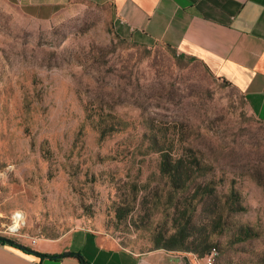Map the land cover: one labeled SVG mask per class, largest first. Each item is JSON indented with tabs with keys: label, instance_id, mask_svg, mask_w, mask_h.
I'll return each instance as SVG.
<instances>
[{
	"label": "rangeland",
	"instance_id": "1",
	"mask_svg": "<svg viewBox=\"0 0 264 264\" xmlns=\"http://www.w3.org/2000/svg\"><path fill=\"white\" fill-rule=\"evenodd\" d=\"M160 150L197 161L185 190ZM185 225L213 264H264V124L238 89L205 57L121 37L106 0H0V237L90 229L143 253Z\"/></svg>",
	"mask_w": 264,
	"mask_h": 264
},
{
	"label": "crops",
	"instance_id": "2",
	"mask_svg": "<svg viewBox=\"0 0 264 264\" xmlns=\"http://www.w3.org/2000/svg\"><path fill=\"white\" fill-rule=\"evenodd\" d=\"M49 13L66 0H17ZM115 31L140 45H163L209 60L219 77L238 89L250 112L264 124V0H106ZM9 239V238H7ZM16 244L0 243V264H202L190 253L161 248L143 253L115 247L90 229Z\"/></svg>",
	"mask_w": 264,
	"mask_h": 264
},
{
	"label": "trees",
	"instance_id": "3",
	"mask_svg": "<svg viewBox=\"0 0 264 264\" xmlns=\"http://www.w3.org/2000/svg\"><path fill=\"white\" fill-rule=\"evenodd\" d=\"M104 135L105 134H102V136ZM159 152L160 174L169 179L172 191L175 192L177 190H185L191 180L193 173L195 172V168L198 167L197 161L195 159H193L192 161H186L183 157L174 156L170 152H163L161 150ZM186 210L187 209H184L183 214H186ZM190 214H192V211ZM190 214L187 216L188 222H190ZM125 215V209H123V213H119V211H117L116 213V217L118 219H121ZM190 236L191 235L188 231V226L185 225L182 226L176 233L170 235L166 239L164 237H161V240L156 242L155 247L156 249L161 248L168 251H186L188 253H195L200 258H203L206 254H208L211 250L214 249L218 255V251L215 247L211 248V245L209 243H207L206 241L197 240L196 238L194 240H190ZM0 243H5L11 246H17L27 252L30 251L28 248L22 247L13 241H7L6 239L0 240ZM50 257L54 259L70 257L77 259L81 264H86L83 261L82 256L79 253L74 252H68L62 255Z\"/></svg>",
	"mask_w": 264,
	"mask_h": 264
},
{
	"label": "built area",
	"instance_id": "4",
	"mask_svg": "<svg viewBox=\"0 0 264 264\" xmlns=\"http://www.w3.org/2000/svg\"><path fill=\"white\" fill-rule=\"evenodd\" d=\"M19 216H22V215L21 214H15L14 215V217L12 219V224H16V225H14V227H15L14 229H13V227H10V229H9L10 231H12V232L18 231V228H16V227H18V225H19V223L23 217L22 216L21 219H19ZM216 255H217V253L213 249L208 254H206L201 260H202L203 264H212V258H215Z\"/></svg>",
	"mask_w": 264,
	"mask_h": 264
},
{
	"label": "bare ground",
	"instance_id": "5",
	"mask_svg": "<svg viewBox=\"0 0 264 264\" xmlns=\"http://www.w3.org/2000/svg\"><path fill=\"white\" fill-rule=\"evenodd\" d=\"M21 217H22V216H19V219H21ZM14 228H15V227L13 226V229H14ZM214 259H215V258H212V264H213Z\"/></svg>",
	"mask_w": 264,
	"mask_h": 264
},
{
	"label": "water",
	"instance_id": "6",
	"mask_svg": "<svg viewBox=\"0 0 264 264\" xmlns=\"http://www.w3.org/2000/svg\"><path fill=\"white\" fill-rule=\"evenodd\" d=\"M2 239H6L7 241H11V240H9V239H7V238L0 237V240H2Z\"/></svg>",
	"mask_w": 264,
	"mask_h": 264
}]
</instances>
